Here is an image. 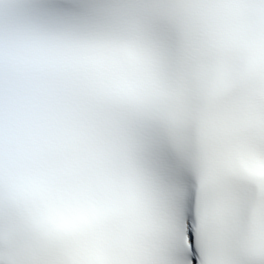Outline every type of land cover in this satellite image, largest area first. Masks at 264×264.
<instances>
[{"label": "snow or ice", "instance_id": "6c2138e0", "mask_svg": "<svg viewBox=\"0 0 264 264\" xmlns=\"http://www.w3.org/2000/svg\"><path fill=\"white\" fill-rule=\"evenodd\" d=\"M0 264H264V0H0Z\"/></svg>", "mask_w": 264, "mask_h": 264}]
</instances>
